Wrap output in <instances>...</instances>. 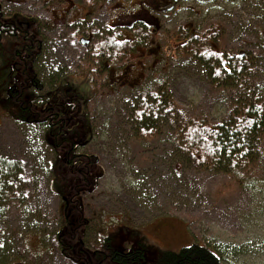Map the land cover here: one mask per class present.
Listing matches in <instances>:
<instances>
[{
  "label": "rangeland",
  "instance_id": "374dc122",
  "mask_svg": "<svg viewBox=\"0 0 264 264\" xmlns=\"http://www.w3.org/2000/svg\"><path fill=\"white\" fill-rule=\"evenodd\" d=\"M0 5L5 14L39 19L40 77L45 81L67 66L63 83L79 91V103L86 107L92 138L78 151L96 155L103 171L97 187L82 192L87 224L77 236L88 250L99 248L105 235L124 249L142 241L146 263L154 264L161 251L178 252L197 241L215 248L222 264H264V136L257 162L239 177L187 162L176 146L171 119L163 121L157 137L144 140L135 137L130 118L134 102L164 82L183 116L219 124L232 113L235 90L216 87L197 59L179 58L164 49L149 56L144 70L132 74L128 84L119 80L112 85L106 76L94 82V68L89 66L98 62L89 63L90 50L68 24L71 11L55 16V11L61 14L62 2L0 0ZM75 5L79 16L89 12L87 4ZM92 16L100 27L113 23L105 8ZM187 20L198 30L221 24L219 44L231 55H256L248 83L264 97V0H188L164 17L162 35ZM4 98L0 90V155L22 164L23 175L17 180L25 186V197L19 196L22 188L16 185L18 197L0 208L1 238L12 243L9 264H82L67 257L60 246L58 229L69 202L50 186L56 152L46 140L47 129L16 120Z\"/></svg>",
  "mask_w": 264,
  "mask_h": 264
},
{
  "label": "trees",
  "instance_id": "16d2710c",
  "mask_svg": "<svg viewBox=\"0 0 264 264\" xmlns=\"http://www.w3.org/2000/svg\"><path fill=\"white\" fill-rule=\"evenodd\" d=\"M220 25L212 23L202 32L189 31L186 39L172 43L175 44L172 52L176 57H192L204 64L216 87L235 90L230 102V117L214 124L207 118L183 116L163 82L134 102L130 118L135 137L144 140L157 137L163 121L171 119L176 146L187 162L200 169L240 177L242 172L253 168L259 157L264 136V97L255 94L248 83L257 56L246 52L231 55L219 44ZM42 26L37 18L18 12L5 14L0 5V90L5 91V104L16 120L45 125L46 140L56 152L50 164V186L58 194L67 196L69 202L63 224L58 229L62 251L82 264H147L146 245L142 241L124 249L105 235L100 247L91 251L77 236L78 230L84 233L87 224L83 216L82 192L95 189L103 171L96 155L78 151L92 138V128L86 107L82 109L79 103V91L63 83L67 66H61L48 76L45 81L49 85L37 70ZM90 29L88 27L85 32ZM74 31L78 37V31ZM96 31V42L88 49L89 63L98 62V65L89 66L94 68L92 79L95 82L106 76V82L112 85L119 80L123 82L118 76L126 71L130 75L142 72L151 53H143L141 47L148 50L160 41L152 30H148L150 38L145 36L143 29L132 32L130 38L116 32ZM22 175L20 162L0 155V208L7 207L18 197L14 194L16 185L22 188L19 196L25 197V186L17 180ZM11 247L12 243L0 235V264H9ZM222 261L215 248L194 241L178 252L161 251L154 264H222Z\"/></svg>",
  "mask_w": 264,
  "mask_h": 264
},
{
  "label": "flooded vegetation",
  "instance_id": "af4514ba",
  "mask_svg": "<svg viewBox=\"0 0 264 264\" xmlns=\"http://www.w3.org/2000/svg\"><path fill=\"white\" fill-rule=\"evenodd\" d=\"M60 3L62 2V9L59 11L61 14L59 15L55 11V16L57 18H61V16H65L67 11H71V16H69L68 24L73 27V30H77L78 34L81 37H89L91 35V31L85 32V29L88 30V27H92V22L94 23L95 17H93V13L95 10H101L105 8L109 12L110 20L113 23L112 25L121 29L126 33L127 37L132 36V32L143 29L145 36L150 38V34L148 30H152L155 33V37L162 39V42H157L152 45V47L146 50L144 47H139L143 53L149 52L154 55L160 54L164 49L166 52L173 53V46H170L169 43H173L177 40L186 39L189 31L198 30L193 26V20H187L184 23L175 25L172 30L167 31L166 38L170 37L171 40L167 41L161 36L162 30L164 29V17L169 14L173 9L178 6H183L188 0H58ZM84 3L89 6V12L85 16H79L80 12L76 9L77 3ZM64 3V5H63ZM67 7V10L64 8ZM195 6H188V10H193ZM113 17V18H111ZM96 19V18H95ZM209 26V25H208ZM207 26V27H208ZM207 27L205 29H207ZM114 27H109L105 33H109V31H113ZM204 30V29H203ZM203 30H199L202 32ZM123 33V35H125ZM94 35V34H93ZM118 35H121V32H118ZM146 44V41H143ZM166 45V46H164ZM164 47V48H163ZM123 80V82H130V77L132 79V75L126 71L124 74H120L118 76Z\"/></svg>",
  "mask_w": 264,
  "mask_h": 264
},
{
  "label": "water",
  "instance_id": "95a60500",
  "mask_svg": "<svg viewBox=\"0 0 264 264\" xmlns=\"http://www.w3.org/2000/svg\"><path fill=\"white\" fill-rule=\"evenodd\" d=\"M84 43H85V44H87V43H88V41H87V40H84Z\"/></svg>",
  "mask_w": 264,
  "mask_h": 264
}]
</instances>
